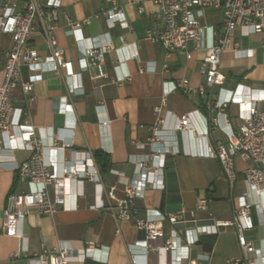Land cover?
Wrapping results in <instances>:
<instances>
[{"label": "crops", "instance_id": "crops-1", "mask_svg": "<svg viewBox=\"0 0 264 264\" xmlns=\"http://www.w3.org/2000/svg\"><path fill=\"white\" fill-rule=\"evenodd\" d=\"M113 7L122 9L129 27H121L118 23L112 26L107 24L102 11ZM62 9L69 21L80 23L79 28L85 38H90L95 44L111 43L112 49L104 55L103 75L99 76L94 68L87 65L82 56V46L86 42L77 43L74 40L67 18L60 15L55 38L58 46L64 50V58L71 62L73 73L79 74L73 79L79 85L72 90L61 74L44 72L34 84L33 99L26 103L16 89L12 93L14 103L28 106L31 123L35 129L43 130L45 142L50 143L55 133L60 142L71 143L72 149L90 150L92 153L102 150L109 156L110 168L106 173L100 172L101 185L86 180L77 183L75 209L59 208L47 215L39 214L35 207L29 208L20 225V233L25 238V256L16 258L15 263L38 264L35 254L42 248L51 249L61 242L75 248L92 242L94 245L90 256L83 261L74 259L69 264H133L128 250L132 248H128V245L142 240L144 233L137 230L132 222L114 217L117 201L123 196V181L138 177L135 164L130 160L138 159L152 148L140 144L147 142L151 135L150 127L157 115L166 119L168 125L171 119L165 116L166 111L180 116L197 109L202 116L207 115L201 96L186 94L179 89L167 90L161 111L155 112L165 92V82L168 83L166 89L171 82L181 78H187L192 87L203 83L198 65L204 50L192 52L189 59L179 51L167 57L160 43L147 39L146 30L160 24L159 8L151 0H62ZM84 19L86 23L82 22ZM220 19L218 12L209 10L205 11L202 21L217 24ZM3 39L7 40L5 49L10 45V40L7 37ZM233 39L240 49H249L251 53L236 56L231 49L223 52L220 63V70L225 75L223 87L232 90L241 83L250 88H263L264 53L261 41L264 39V29L248 36L241 35L236 29ZM28 44L40 56L49 53L39 30L30 35ZM128 52H136L138 58H130ZM2 60L3 53L0 63ZM118 61H124L120 71L127 72L129 79L116 81L114 65ZM164 63H167L166 70L162 68ZM146 67L153 70H145ZM21 72L23 76L30 73L26 66H22ZM57 101L65 110H55ZM67 104L71 105L70 110L64 107ZM225 111L235 126L238 122L237 105L231 103ZM102 121H106V125ZM161 134L162 142L152 145L155 149H162L175 140L180 152L165 154L162 168L164 188H145L143 196L134 199L133 206L138 213H152L155 210L173 213L181 208L193 209L200 198L209 200L207 210L196 211L194 218L186 222L171 224L164 221L165 236H179L186 228L230 220L236 197L245 189L243 170L250 162L235 161L236 176L230 187L215 158L183 154L186 141L180 133L167 131ZM222 138L224 135L220 130L212 129L208 132L206 144L211 147L217 139ZM4 146L0 152V264H10L11 253L20 250L22 241L19 237L2 232V212L7 194L23 187L17 182L16 167L28 157L29 152L6 146V142ZM63 153L68 156V149ZM109 191L111 195H108ZM67 202L71 203L69 198ZM250 218L253 225L244 231V235L255 250L264 253V222L258 207L250 208ZM117 227L119 234H115ZM161 242L158 240L156 243ZM132 253L137 261L146 264H171L173 255L170 250L161 251L160 254L149 251L143 255L140 249L135 248L131 250ZM197 253L205 254L208 258H195V264H228L227 259L240 257L235 227L222 225L217 227V232L199 234L191 251L192 256ZM254 255L255 252L246 254L247 257Z\"/></svg>", "mask_w": 264, "mask_h": 264}, {"label": "built area", "instance_id": "built-area-1", "mask_svg": "<svg viewBox=\"0 0 264 264\" xmlns=\"http://www.w3.org/2000/svg\"><path fill=\"white\" fill-rule=\"evenodd\" d=\"M159 8L160 24L146 30L145 37L160 43L168 57L172 52H182L186 58H191L192 52L204 50L199 61L198 72L203 77V83L196 87L189 84L187 78L176 82L164 83L165 92L161 103L155 107L159 113L164 104L167 90L179 89L186 94L196 93L204 99L207 115L193 109L183 115L176 116L166 111V119L157 115L155 123L150 127L151 135L145 144L152 148L134 162L138 177L124 179L123 196L117 201L114 217L133 223L134 227L144 233L142 240L130 243L128 248L140 249L143 255L149 251L161 253L173 252L171 264H195L194 259L207 260L208 256L197 253L192 256L193 246L201 233L217 232V227L233 225L236 230L237 243L241 251L240 257L227 259L228 264H264V253L255 250L244 231L252 227L250 208L256 206L261 211L264 222V87L250 88L241 83L234 89L223 87L225 75L220 70L223 52L231 49L236 56H246L251 50L240 49L234 41V33L239 30L243 36L261 32L264 29V0H151ZM206 10L220 14L217 24L203 22ZM109 26L119 24L129 27V23L121 8L113 7L102 11ZM66 15L62 9V0H2L0 1V36L7 37L10 45L3 51L0 79V152L6 146L29 152L28 157L17 167V182L22 188L11 190L6 197L2 212L1 230L4 234L19 237L22 245L19 251L10 255V264H16L15 259L25 256V238L20 233V225L29 208L35 207L39 214L50 215L57 209H75L78 195L77 183L88 181L101 185L99 167L90 150H76L71 143L59 140L53 133L50 143L44 141L42 129H35L31 123L30 111L27 105L17 106L12 96L18 89L26 103L33 99L34 84L42 78L44 72L61 74L67 85L76 89L74 83L79 74L73 73L71 62L64 58V50L58 46L55 31L59 27V18ZM69 32L74 40L82 46V56L88 66L94 68L99 76L103 75L104 55L112 49L110 42L95 44L90 38H85L80 31V23L69 21ZM82 22L86 23L84 19ZM39 30L49 50L48 55L40 56L36 49L28 44L30 35ZM123 40L122 37H120ZM125 46H127L125 44ZM264 53V39L261 41ZM129 53L130 58H138L136 52ZM124 61L114 65L116 81L129 79L127 72L120 71ZM22 66L30 73L23 76ZM167 69V63L162 65ZM145 70H153L146 67ZM217 87V90L214 88ZM237 105V120L232 125L225 109L231 104ZM63 105V104H62ZM70 110L71 105L67 104ZM56 111H63L60 101L55 104ZM165 117V118H166ZM106 121L102 124L106 125ZM73 125V123H70ZM220 130L224 138L217 139L210 147L206 144L208 132ZM171 131L180 133L186 143L183 154L202 155L215 158L230 187L235 181V161L250 162L243 170L244 191L236 197L233 216L228 221H216L213 225L186 228L179 236H165L163 222L171 224L186 222L195 216L198 210H207L209 200L200 198L193 209L181 208L173 213H162L158 210L152 213H138L133 206L136 198L143 196L145 188L159 190L164 188L162 168L165 154H178L176 141L155 149L152 145L161 143V133ZM68 149V156L64 150ZM101 187V191H102ZM110 194V191L108 193ZM71 203L68 204L67 199ZM102 205V204H100ZM117 227L115 234H119ZM162 240L161 243H156ZM93 243L88 242L81 248H75L66 242L59 243L51 249L42 248L35 258L38 264H69L74 259L83 261L90 256ZM131 249V250H132ZM132 257L133 264H146ZM255 252L252 257L246 254ZM207 264V263H206Z\"/></svg>", "mask_w": 264, "mask_h": 264}, {"label": "trees", "instance_id": "trees-1", "mask_svg": "<svg viewBox=\"0 0 264 264\" xmlns=\"http://www.w3.org/2000/svg\"><path fill=\"white\" fill-rule=\"evenodd\" d=\"M94 159L100 169L101 173H106L110 168L109 156L102 150H96L93 152Z\"/></svg>", "mask_w": 264, "mask_h": 264}, {"label": "rangeland", "instance_id": "rangeland-1", "mask_svg": "<svg viewBox=\"0 0 264 264\" xmlns=\"http://www.w3.org/2000/svg\"><path fill=\"white\" fill-rule=\"evenodd\" d=\"M206 11L209 12V10H206ZM6 43H7V40L3 39V37L0 36V57L2 56L3 49L6 45ZM1 75H2V73H1V63H0V79H1Z\"/></svg>", "mask_w": 264, "mask_h": 264}]
</instances>
